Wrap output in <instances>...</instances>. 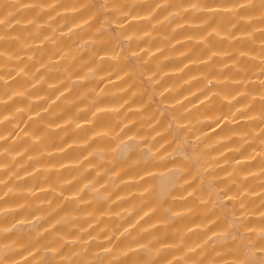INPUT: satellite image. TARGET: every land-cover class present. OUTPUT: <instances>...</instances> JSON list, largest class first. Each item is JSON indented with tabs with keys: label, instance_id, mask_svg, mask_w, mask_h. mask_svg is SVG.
Listing matches in <instances>:
<instances>
[{
	"label": "bare ground",
	"instance_id": "6f19581e",
	"mask_svg": "<svg viewBox=\"0 0 264 264\" xmlns=\"http://www.w3.org/2000/svg\"><path fill=\"white\" fill-rule=\"evenodd\" d=\"M0 264H264V0H0Z\"/></svg>",
	"mask_w": 264,
	"mask_h": 264
}]
</instances>
